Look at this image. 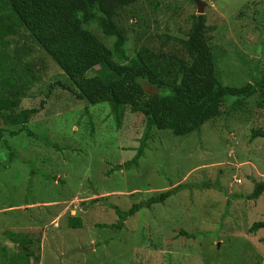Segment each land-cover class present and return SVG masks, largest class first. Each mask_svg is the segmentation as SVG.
Returning <instances> with one entry per match:
<instances>
[{"label": "rangeland", "instance_id": "1", "mask_svg": "<svg viewBox=\"0 0 264 264\" xmlns=\"http://www.w3.org/2000/svg\"><path fill=\"white\" fill-rule=\"evenodd\" d=\"M201 1L218 80L234 88L253 83L264 71V20L258 7L264 0ZM193 2L176 8V0H140L123 10L116 21L127 31L126 54L145 45L131 38L134 27L146 36L165 30L184 34L189 15H198ZM105 43L111 46L112 39ZM0 56L24 62L15 69L16 62L9 60L26 94L17 111L39 109L28 125L36 135L0 138V231L39 239V264H264V231L248 232L264 219V194L242 198L264 181V139L251 141L252 131H264V109L257 107L256 95L239 113L206 121L187 136L152 131L140 168L114 171L136 153L145 129L142 116L125 108L117 125L107 103L94 109L61 89L56 84L65 83L62 73L23 28L0 45ZM26 70L35 81L29 88ZM143 88L147 94L157 91L147 83ZM47 133L46 142L39 135ZM177 185L176 194L140 209L121 229L98 226L117 222L106 203L126 211ZM70 215H78L81 227L66 226ZM182 231L195 236L186 238ZM4 245L12 247L0 237V249ZM4 259L0 250V264Z\"/></svg>", "mask_w": 264, "mask_h": 264}, {"label": "trees", "instance_id": "2", "mask_svg": "<svg viewBox=\"0 0 264 264\" xmlns=\"http://www.w3.org/2000/svg\"><path fill=\"white\" fill-rule=\"evenodd\" d=\"M138 1L0 0V45L16 29L23 28L62 73L65 83L56 84L61 89L72 93L92 108L106 107L107 103L117 125L123 121L125 108L131 114L142 116L145 129L138 138L140 144L136 153L125 165L116 166L114 171L140 168L139 161L148 148L147 142L152 138V131L167 130L177 137L187 136L199 130L206 121H213L222 115L226 119L239 113L248 99L255 95L257 107L264 109V71L256 74L259 77L253 83H246L240 88L225 86L218 80L204 14L189 15L187 20L190 27L184 34L165 30L160 34L146 36L141 35L136 27L132 28L129 32L131 38L135 42L143 39L145 45L134 55H127L123 49L127 31L117 25L116 19L118 14ZM185 1L193 2L176 0L175 7L178 8ZM261 3L258 6L261 8L259 15L264 20V2ZM96 31H99L102 38ZM109 39H112L111 46L105 43ZM10 58L17 64L15 69L18 65L20 68L24 65H21L24 62H20L17 57ZM10 58L0 56V120L6 125L0 127V138L4 134L16 137L23 132L28 136L36 135L28 125L32 115L38 114L39 109L17 111L21 97L26 94L19 90L23 88V82L19 85L17 74H13L14 68L10 66ZM28 73L26 70L23 74L26 88L35 83L33 76ZM146 83L157 91L147 94L143 88ZM39 137L46 142L49 140L48 133ZM255 138L264 139V131H252L251 141ZM33 148L36 149L34 142ZM10 151L12 155L13 150ZM46 178L56 181L55 177ZM248 179L253 181L251 176ZM217 183L218 179L215 180ZM179 188L177 185L155 194L146 201L133 204L126 211L105 202L118 219L114 224L98 226L121 229L124 222L140 209L163 204ZM263 194L264 181H261L254 183L252 192L247 196H236L257 200ZM81 225L82 220L78 215H70L66 222V226L73 229ZM259 230L264 231V219L256 220L248 232L256 233ZM0 232L1 239L12 243L10 248L8 245L1 246V254L5 257L1 264L40 263V256L35 253L36 250L40 252L39 239L22 232ZM183 234L186 238L195 236L185 232ZM261 241L264 243V234ZM15 247L16 251L6 257L5 253Z\"/></svg>", "mask_w": 264, "mask_h": 264}, {"label": "water", "instance_id": "3", "mask_svg": "<svg viewBox=\"0 0 264 264\" xmlns=\"http://www.w3.org/2000/svg\"><path fill=\"white\" fill-rule=\"evenodd\" d=\"M195 2H196V5H197V14L198 15H202L203 14V11H204V2H202L200 0H195ZM86 249L75 250L73 252H82V251H85Z\"/></svg>", "mask_w": 264, "mask_h": 264}, {"label": "clouds", "instance_id": "4", "mask_svg": "<svg viewBox=\"0 0 264 264\" xmlns=\"http://www.w3.org/2000/svg\"><path fill=\"white\" fill-rule=\"evenodd\" d=\"M201 1V0H200ZM203 2V1H202ZM196 3V2H195ZM203 15V14H202ZM72 253H76V252H72ZM80 253V252H79Z\"/></svg>", "mask_w": 264, "mask_h": 264}]
</instances>
